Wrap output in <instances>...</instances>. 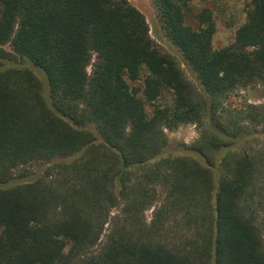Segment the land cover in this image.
I'll return each instance as SVG.
<instances>
[{"label": "trees", "instance_id": "1", "mask_svg": "<svg viewBox=\"0 0 264 264\" xmlns=\"http://www.w3.org/2000/svg\"><path fill=\"white\" fill-rule=\"evenodd\" d=\"M150 1L202 93L127 0H0V264H264L253 159L218 158L238 134L221 102L264 86V0L219 49L209 10L192 27L180 0ZM203 120L165 156V131Z\"/></svg>", "mask_w": 264, "mask_h": 264}, {"label": "rangeland", "instance_id": "2", "mask_svg": "<svg viewBox=\"0 0 264 264\" xmlns=\"http://www.w3.org/2000/svg\"><path fill=\"white\" fill-rule=\"evenodd\" d=\"M144 16L150 30V35L155 43L165 52L170 53L175 57L180 64L186 78L201 91L196 78L186 67L183 57L180 52L176 50L164 37L158 16L155 8L150 0H127ZM185 4L186 8V24L196 27L197 15L204 9L210 11L215 23V33L213 35L212 44L215 49H219L231 44L234 40L236 30L245 22L246 11L250 0H180ZM4 50L10 51L8 46ZM23 63V62H21ZM22 65L26 66V63ZM35 74L39 77L41 83L44 85V77L41 72L32 68ZM90 72V69H88ZM131 86L142 87V83L130 84ZM172 103V96L165 92L163 96L155 103V105L170 106ZM219 108V116L221 119L230 120L237 126L238 134L231 138L234 142L229 143L218 151V158L228 153L246 154L253 159L255 164V177L253 186L250 192L253 194V208L255 209L258 222L262 226L264 234V86L261 84H253L247 88L239 89L231 94L221 102ZM153 106L147 105L146 111L151 115ZM207 126V120H203L202 125H181L176 130L169 132L165 131L167 135L168 144L165 150V156H184L190 154L187 150L195 144L201 142L203 131ZM231 141V142H232ZM194 157L199 158L194 155ZM44 165H34L28 170L32 173L31 178H42L45 170ZM45 182L50 178L44 177ZM19 181L15 178L12 182L16 184ZM160 191V189H159ZM160 194V193H159ZM159 201L155 203L159 207L162 201L160 194ZM152 211L147 210L144 213L146 223H149L152 218ZM115 213L112 211L111 216ZM108 226L104 228L101 239H104L107 233ZM264 243V235H263Z\"/></svg>", "mask_w": 264, "mask_h": 264}]
</instances>
